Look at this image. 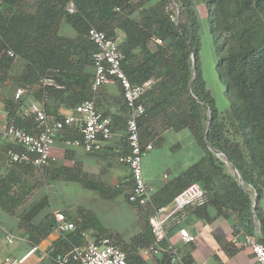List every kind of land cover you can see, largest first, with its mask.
Masks as SVG:
<instances>
[{"label":"trees","instance_id":"16d2710c","mask_svg":"<svg viewBox=\"0 0 264 264\" xmlns=\"http://www.w3.org/2000/svg\"><path fill=\"white\" fill-rule=\"evenodd\" d=\"M70 3L72 12L67 9ZM196 4H203L208 30L217 45L215 71L225 80L229 100L224 110L217 107L202 75ZM64 23L72 28V36L59 34ZM90 27L117 41L123 55L122 69L132 83L155 80L140 98L146 111L138 120L139 133L144 121L154 113L162 116L167 126L189 129L204 150L200 161L204 171L198 182L206 190L207 201L194 212H205L210 204L216 209L215 217L232 214L234 233L255 235L264 245L254 223L259 222L264 235V215L258 207L264 189V0H1L0 69L5 75L14 57L23 59V81L52 79L54 85L44 86L42 94H66L68 105L74 108L93 95L95 46L87 37ZM10 112L9 109L14 125L27 130L33 127L31 116L17 119ZM140 140L143 142L141 134ZM225 161L240 178L228 170ZM11 166L9 178L4 179L8 183L15 179L18 181L12 184L21 183L24 173L33 176V188L42 183L35 167ZM17 171L22 172L20 176ZM4 180L0 179V183ZM17 188L11 200L19 206L24 202L20 194L30 190ZM252 189L256 194L254 207ZM43 203L33 205L20 218V226L29 232L30 246L55 228L51 212L36 224L30 221ZM139 209L148 218L150 210ZM207 216L209 222L214 219ZM146 227L131 239L130 246H145L153 241L148 222ZM82 229L78 226L68 234L72 245L79 244L75 241L80 239ZM60 249L59 241L54 245V254ZM134 250L132 256L126 252L128 264L137 260ZM160 255L161 264H168V251Z\"/></svg>","mask_w":264,"mask_h":264},{"label":"crops","instance_id":"0c3cea01","mask_svg":"<svg viewBox=\"0 0 264 264\" xmlns=\"http://www.w3.org/2000/svg\"><path fill=\"white\" fill-rule=\"evenodd\" d=\"M62 29L65 36L74 34L66 23L62 24ZM25 64L23 59L14 57L5 75L0 69V124L11 123L9 109L13 118L28 116V107L32 102L42 105L50 119L70 114L73 108L68 105L66 94H42L44 86L54 85L45 82L48 78H40L36 82L21 79ZM91 70L94 75L93 66ZM19 88L23 92L16 98L15 92ZM92 94L95 108L111 120V138L103 142L101 149L86 152L81 146L66 143V140L79 136L74 127L60 132V138L51 149L55 161L41 168L35 167L42 177V183L36 188H33L34 178L30 173L21 174V183H11L18 179L9 183L4 180L9 178L12 169L5 164V152L16 145L0 134V179L6 182L0 183V264L5 256L24 255L31 264H54V245L60 241V251L71 247L72 241L67 236L73 230L59 232L55 228L38 244L30 246L29 232L20 226V218L38 202H44V206L31 218L32 223L40 222L52 210H59L74 222L75 228H83L80 239L75 241L79 246L107 236L121 250L125 247L126 251H123L128 255L132 256L131 251L135 249L137 260L133 264H161L160 253L143 252L153 241L145 246H130L131 239L147 228V218L128 201L132 181L128 168L118 161L128 151L125 130L128 113L121 89L116 82H108ZM140 134L142 143L152 144L142 160V170L144 178L153 188V203L168 207L170 199L186 185L191 182L199 184L204 171L200 161L205 152L189 129L176 130L167 126L163 117L154 113L144 121ZM194 148H200L196 156ZM15 173L20 176L22 172ZM20 186L30 192L20 194L24 202L17 206L11 198ZM255 198L252 189V207ZM196 207L199 206L187 208L179 217V222L171 224L168 230V241L177 250L180 261L174 264H254L253 254L243 244L245 235L233 231L234 215L215 217L216 209L210 204L205 212L198 214L194 212ZM258 207L264 215V189ZM206 214L214 219L209 222ZM254 223L257 235L264 238L259 222L255 220ZM179 228H186L194 236L193 241H183ZM7 235L11 236V241L7 240Z\"/></svg>","mask_w":264,"mask_h":264},{"label":"built area","instance_id":"2783aa9c","mask_svg":"<svg viewBox=\"0 0 264 264\" xmlns=\"http://www.w3.org/2000/svg\"><path fill=\"white\" fill-rule=\"evenodd\" d=\"M1 3V0H0ZM73 11V4L67 7ZM88 39L95 46L92 54L94 75L91 82V91L108 82H116L127 108L125 124L128 151L119 157L118 161L124 164L130 174L132 188L127 199L136 207L150 210L147 218L153 236V243L143 250L144 253L158 254L168 251L169 264L180 263L177 250L168 241V230L171 224L179 222V217L191 206H200L206 203V190L197 182H191L181 189L172 198L170 206L155 205L152 199V186L143 176L142 160L152 148V144L142 143L138 127L139 118L145 114L146 107L140 98L154 85L155 80L149 78L142 83H132L121 66L123 58L121 49L116 40L95 27L87 31ZM160 43V39H156ZM13 56L11 51L7 52ZM45 82L54 84L50 78ZM19 88L15 97L22 94ZM28 114L32 117L33 127L30 130L18 127L13 123L0 124V134L6 137L17 149L8 148L5 152V164L8 166L24 164L41 168L55 161L51 154L52 146L66 127H74L79 136L68 139L71 146H81L86 152L101 149L104 141L112 136L111 120L102 115L96 108L93 99L79 102L70 114L57 119H50L42 105L32 102L28 107ZM55 229L61 232L72 231L75 224L59 210H52ZM179 235L183 241H193L194 236L186 228H179ZM11 241V236H6ZM243 244L250 249L254 257V264H264V245L255 235H245ZM1 264H31L27 255L22 257L5 256ZM54 264H128L126 253L115 245L110 237L104 236L87 242L85 246L72 245L69 249L54 254Z\"/></svg>","mask_w":264,"mask_h":264},{"label":"rangeland","instance_id":"374dc122","mask_svg":"<svg viewBox=\"0 0 264 264\" xmlns=\"http://www.w3.org/2000/svg\"><path fill=\"white\" fill-rule=\"evenodd\" d=\"M198 10L199 20V37H200V61L201 70L207 87L209 88L213 99L217 107L220 110H224L228 107L229 100L226 96L225 80L219 77L215 71V64L218 59L217 45L212 39V35L208 30V21L206 19L207 13L203 4H196ZM60 33L63 35V29H60ZM200 152V148H194V156ZM221 159H224L221 157ZM228 166V170L235 173L231 166Z\"/></svg>","mask_w":264,"mask_h":264},{"label":"water","instance_id":"95a60500","mask_svg":"<svg viewBox=\"0 0 264 264\" xmlns=\"http://www.w3.org/2000/svg\"><path fill=\"white\" fill-rule=\"evenodd\" d=\"M207 126H208V125H207ZM215 153H216V155L219 156V157L222 156V154H221L220 152H215ZM225 162H226V164H228L229 166H231L229 162H227V161H225ZM233 170H234V172L237 174V176L240 178L239 173H238L235 169H233Z\"/></svg>","mask_w":264,"mask_h":264}]
</instances>
